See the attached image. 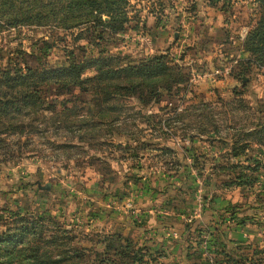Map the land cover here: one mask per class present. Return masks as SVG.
<instances>
[{
    "label": "rangeland",
    "instance_id": "rangeland-1",
    "mask_svg": "<svg viewBox=\"0 0 264 264\" xmlns=\"http://www.w3.org/2000/svg\"><path fill=\"white\" fill-rule=\"evenodd\" d=\"M128 1L130 21L109 52L124 59L166 54L180 69L165 78L186 80L161 88L160 98L147 103L101 100L76 89L57 97L48 92L49 108L39 118L47 120L49 136L72 147L31 136L20 156L12 144L17 136L0 133L16 150L0 163V232L29 215L71 252L90 248L96 235L118 233L131 239L133 251L141 248L140 264H264V139L245 134L249 121H263L264 113L255 119L252 108L236 110L233 101L264 107V68L251 66L245 84L232 75L250 57L243 46L246 11L236 7L240 15L231 23L221 4L208 0ZM246 2L251 12L255 5ZM224 18L229 34L221 40L216 29ZM51 33L33 25L0 31V69L6 56L18 58L16 48L29 51L38 38L56 42ZM55 44L45 62L67 64L63 44ZM85 47L86 55L95 51ZM74 51L77 59L85 53ZM4 125L0 117V130ZM255 161L258 169H248ZM242 172L251 183L237 186ZM65 229H72V240ZM32 232L21 237L23 243H1L0 254L30 241ZM109 244L96 245L106 250ZM48 248L55 254L61 249Z\"/></svg>",
    "mask_w": 264,
    "mask_h": 264
},
{
    "label": "trees",
    "instance_id": "trees-1",
    "mask_svg": "<svg viewBox=\"0 0 264 264\" xmlns=\"http://www.w3.org/2000/svg\"><path fill=\"white\" fill-rule=\"evenodd\" d=\"M246 1L248 0H208L213 6L221 4L220 10L223 14L230 15L231 23L237 20V15H240L236 7L246 11V21H243L247 26V33L243 39V46L250 57L239 63L234 70L235 73L231 72L242 84H245L244 77L247 76L251 66L264 68V0H250L252 5H255L254 11L251 12L247 11L249 8ZM128 4V0H0V31L33 25L54 31L55 33H51L50 36L56 39V42H51L38 38L32 43L33 47L29 51L16 48L14 52L18 58L6 56L5 66L0 69V117L5 120L0 133L8 137L16 135L18 138L17 141L12 142L16 145L17 151L11 149V144L0 139V153L6 152L0 154L3 155L0 163L12 156L13 153L9 156V152L16 151L23 156L32 143L31 136L40 137L44 143L52 146L59 144L63 148L72 147L70 141H60L57 136L54 138L49 136L50 128L46 125L47 120L39 118L43 117L45 109L49 108L44 107L48 92L57 97L68 93L73 95L72 91L76 89L79 94L91 93L103 97L101 100L133 97L141 103H147L160 98L161 88L169 90L173 85L176 86L186 80L180 75L171 76V79L165 78L170 72H178L180 69L179 65L173 64L166 54L124 59L119 53L109 52L107 48L120 42L119 35L126 30L130 21ZM226 22L224 18V24L216 29L218 34L222 33L221 40L227 38L229 34L225 26ZM82 39L95 51L90 50L89 55H86V44H78ZM69 42H72V46ZM55 43L63 44L67 64L50 66L45 62L47 53L56 45ZM74 50L85 53L82 58L77 59L74 57ZM88 71L92 73L87 74ZM76 96L74 95L75 100ZM233 101L236 110L244 111L252 108L255 119H258L259 114L264 113L263 105H257L258 102H254L250 107L242 99H233ZM36 121L45 125L35 124ZM250 124L249 121L245 134H256L259 141L263 140L264 120L253 122L252 126ZM210 125L217 133V126ZM200 126L202 127L203 124ZM240 133L241 131L237 134ZM57 141L60 142L56 143ZM233 151L235 152L233 155L236 156L238 150L233 149ZM90 158L94 162L99 161L96 155ZM254 163V166L247 168L252 171L257 170L259 164L256 161ZM235 181L237 186L251 183L244 172L236 176ZM17 213L19 212L15 214ZM26 216L28 218L23 219L19 226H13V230L6 229L0 232V244H15L20 241L23 243L21 237L28 231H33V236L19 248L10 249L7 255L0 254V264H10L11 260L16 261V264L141 263L143 256L141 248L133 251L131 239L118 233L108 236L96 235L98 239L94 240L95 244L90 248L79 245L71 252L62 248L66 244L60 243V238L54 242L55 236L44 235L43 227H40L38 220ZM64 232L66 236H70L72 229H65ZM73 237L72 234L69 238L72 240ZM88 238L93 243V239ZM99 242H105L106 245H110V242L112 246H106V250H98L96 244ZM48 247L61 249L56 255Z\"/></svg>",
    "mask_w": 264,
    "mask_h": 264
},
{
    "label": "water",
    "instance_id": "water-1",
    "mask_svg": "<svg viewBox=\"0 0 264 264\" xmlns=\"http://www.w3.org/2000/svg\"><path fill=\"white\" fill-rule=\"evenodd\" d=\"M44 187H45V188H49V184L45 185Z\"/></svg>",
    "mask_w": 264,
    "mask_h": 264
}]
</instances>
